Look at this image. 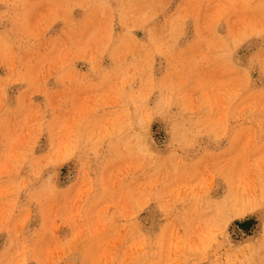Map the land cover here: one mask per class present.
Masks as SVG:
<instances>
[{
	"label": "rangeland",
	"instance_id": "374dc122",
	"mask_svg": "<svg viewBox=\"0 0 264 264\" xmlns=\"http://www.w3.org/2000/svg\"><path fill=\"white\" fill-rule=\"evenodd\" d=\"M0 264H264V0H0Z\"/></svg>",
	"mask_w": 264,
	"mask_h": 264
},
{
	"label": "bare ground",
	"instance_id": "6f19581e",
	"mask_svg": "<svg viewBox=\"0 0 264 264\" xmlns=\"http://www.w3.org/2000/svg\"><path fill=\"white\" fill-rule=\"evenodd\" d=\"M228 1V0H227ZM233 1V0H232ZM235 2V1H234ZM242 2V1H241ZM237 3V2H236ZM197 74V73H196ZM197 75H199V74H197ZM203 76V75H202ZM196 77V76H195ZM205 77V76H204ZM204 77H202V78H204ZM197 82V81H196ZM195 82V83H196ZM202 82H203V80H202ZM202 82H201V85H202ZM194 84V83H193ZM200 85V84H199ZM199 87V86H198ZM201 88H202V86H201ZM202 90V89H201Z\"/></svg>",
	"mask_w": 264,
	"mask_h": 264
}]
</instances>
